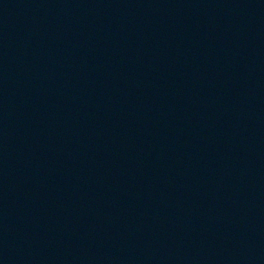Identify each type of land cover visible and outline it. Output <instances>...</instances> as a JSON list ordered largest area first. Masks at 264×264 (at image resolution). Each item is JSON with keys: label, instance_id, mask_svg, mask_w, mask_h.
<instances>
[{"label": "water", "instance_id": "1", "mask_svg": "<svg viewBox=\"0 0 264 264\" xmlns=\"http://www.w3.org/2000/svg\"><path fill=\"white\" fill-rule=\"evenodd\" d=\"M0 264H264V0H0Z\"/></svg>", "mask_w": 264, "mask_h": 264}]
</instances>
